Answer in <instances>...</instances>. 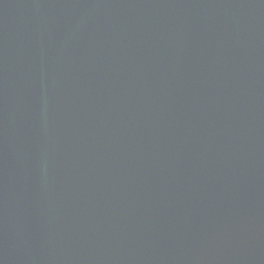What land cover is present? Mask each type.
<instances>
[{"label": "water", "instance_id": "1", "mask_svg": "<svg viewBox=\"0 0 264 264\" xmlns=\"http://www.w3.org/2000/svg\"><path fill=\"white\" fill-rule=\"evenodd\" d=\"M0 264H264V0H0Z\"/></svg>", "mask_w": 264, "mask_h": 264}]
</instances>
